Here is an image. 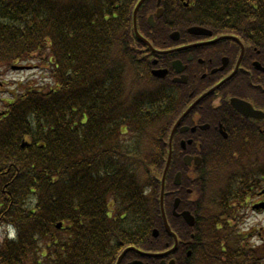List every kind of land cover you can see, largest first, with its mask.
<instances>
[{
  "label": "trees",
  "instance_id": "16d2710c",
  "mask_svg": "<svg viewBox=\"0 0 264 264\" xmlns=\"http://www.w3.org/2000/svg\"><path fill=\"white\" fill-rule=\"evenodd\" d=\"M137 1L0 0V78L31 66L0 99V225L15 228L0 241V264H114L128 246L161 249L160 180L187 100L183 85L147 72L151 53L133 30ZM217 2L226 8L209 13L220 20L213 29L238 35L246 61L264 62V0ZM153 5L145 0L136 16L151 40ZM179 223L186 239L191 229ZM232 232L206 250L210 264H264V244Z\"/></svg>",
  "mask_w": 264,
  "mask_h": 264
},
{
  "label": "flooded vegetation",
  "instance_id": "af4514ba",
  "mask_svg": "<svg viewBox=\"0 0 264 264\" xmlns=\"http://www.w3.org/2000/svg\"><path fill=\"white\" fill-rule=\"evenodd\" d=\"M222 8L226 6L218 3L217 0H154V5L145 16L149 26L155 27L159 23L157 30L151 31L154 41L139 31L147 41L150 40L149 43L155 50L170 51L168 54H159L148 49L146 54L151 53L148 58L150 71L164 69L167 74L163 80L183 85L180 91L184 99L188 101L186 109L202 93L210 90V93L202 98L184 118L182 125L188 126V129L180 132L179 129L182 126L180 124L173 135L175 144L173 146V170L175 173H184L186 168L190 172L183 174L184 184L182 179L181 183L168 193L171 197L177 194L182 200L184 194L190 195L182 207L179 202L176 212L180 214L188 211L194 217V223L199 215V205L203 202L202 195L206 188L204 182L194 183L189 180V177L191 171L197 174L201 169L204 154L207 153L210 145L220 144L221 140V151H231L233 155H236L235 139L242 140V148L246 151L254 138L264 141V119L246 116L238 111L239 109L247 111L245 105H238L239 109H237L230 103L231 97H237L249 102L254 108L264 111V79L250 81L249 85L247 82L251 68L242 67V71L238 69L234 71L238 59L233 37L229 36L234 34L215 31L213 28L220 24V20H213L212 18L217 17L209 15L210 12L224 13L219 11ZM175 78H181V83L174 82ZM225 78L227 79L222 82ZM198 90L201 91L195 93ZM202 125L204 128H200ZM192 126H195L194 131L191 130ZM195 157L200 158L199 166L192 165ZM184 158H187L185 159L186 165L191 166H180L179 162L184 161ZM195 179L196 176L193 180ZM259 184L264 186L263 175L260 176ZM196 188L200 189L194 193ZM263 188L256 192V200H250L251 205L263 200L264 192H261ZM251 189L249 187L244 191L246 197L250 196ZM226 200V198H221L217 203L224 205ZM194 208L198 213L193 212ZM174 217L180 218V216ZM178 240L176 248L173 249V237L163 236L161 249L143 250L139 248L142 252L161 255L145 256L139 252L129 253L123 264L128 262L132 264H139V262L173 264V261L179 264L180 256L193 258V254L200 247L201 249L206 248V241L196 238L194 226L193 232L186 240L182 241L181 237H178ZM196 248L198 249L195 250Z\"/></svg>",
  "mask_w": 264,
  "mask_h": 264
},
{
  "label": "rangeland",
  "instance_id": "374dc122",
  "mask_svg": "<svg viewBox=\"0 0 264 264\" xmlns=\"http://www.w3.org/2000/svg\"><path fill=\"white\" fill-rule=\"evenodd\" d=\"M30 71V70H29ZM28 70H19V71H8L7 74L5 73L1 78V84H0V99H7L8 98V91L9 89L13 88V83L17 81H23L26 82L30 72ZM43 81H46V77H43ZM5 108V102L0 101V110ZM260 144L254 140L248 147V150L246 151V155L243 158V162L245 165H248L250 163L258 162H264V146L261 150ZM214 175L215 171L213 168H208L207 173V190L209 194L214 193ZM244 227L240 228L241 230L249 229L251 231L261 230V234H264V211L260 213H255L252 211L244 210ZM4 234V230L2 227H0V240L2 239Z\"/></svg>",
  "mask_w": 264,
  "mask_h": 264
},
{
  "label": "water",
  "instance_id": "95a60500",
  "mask_svg": "<svg viewBox=\"0 0 264 264\" xmlns=\"http://www.w3.org/2000/svg\"><path fill=\"white\" fill-rule=\"evenodd\" d=\"M142 2H143V0H141V1L137 4V6H136V8H135V11H134V16H135V12H136V10L138 9L139 5H140ZM134 27H135V22H134ZM13 68H14V69H21L22 67H16V66H13ZM168 160H169V157H168ZM163 185H164V178H162V188H161V195H160V203H161V210H162L163 224H164L166 230H167L168 232H170V228H169V226H168V224H167V220H166L165 214H164V212H163V208H162ZM175 206H176V205H175ZM182 215H183V217H184L185 219H187V220L189 219L188 217H190L188 213H183ZM155 232H156V231H155ZM125 251H126V250H125ZM125 251H123L122 255L125 253ZM120 260H121V255L119 256V258H118L116 264H119Z\"/></svg>",
  "mask_w": 264,
  "mask_h": 264
}]
</instances>
